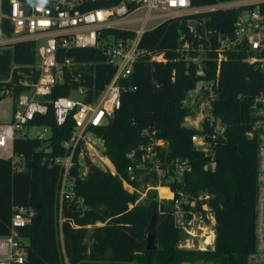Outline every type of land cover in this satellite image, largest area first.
Wrapping results in <instances>:
<instances>
[{
  "label": "trees",
  "instance_id": "obj_1",
  "mask_svg": "<svg viewBox=\"0 0 264 264\" xmlns=\"http://www.w3.org/2000/svg\"><path fill=\"white\" fill-rule=\"evenodd\" d=\"M228 1L232 0H190L193 7ZM240 11L184 15L144 35L141 46L164 54L168 61H139L133 75L124 81L135 89L122 94L120 109L107 126L96 130L105 140L106 154L117 173L136 192H128L120 177L93 167L86 178H76L74 200L64 201L61 206L63 171L51 159L65 154L62 144L72 136V119L57 126L50 108L47 115H39L29 124L30 128H49L52 136L48 140L42 142L29 135L15 138L13 152L21 158L16 165L22 170L15 168L12 160L0 159V237L11 235L17 206L32 208L35 217L31 225L16 230L17 237L31 249L28 264H61L64 258L69 264H248L256 248L260 144L257 134L253 139L249 137L254 125L251 107L255 97L264 91V69L261 63L244 61L243 54L232 55L218 66L216 53L209 52L203 79L215 80L212 114L226 126L212 155L192 142L194 135L203 132L184 125L198 111L184 106L196 83V66L188 65L177 52L182 37L194 48L207 47L209 40L214 48L219 33H232ZM3 26L2 36L9 37V23ZM37 46L34 41H22L0 47V102L6 96L13 98V112L19 96L28 90L24 81L36 82L39 77ZM67 56L79 64L74 74H81L83 79L75 83L68 77L54 89L51 98L67 97L71 88L80 85L102 93L115 73L108 59L95 49H76ZM201 125L209 130L206 123ZM155 138L168 143L167 149L159 150L158 165L164 170L161 179L154 164L141 160V147ZM131 152H137L134 159L129 158ZM175 160L185 162L191 169L181 180L174 176L171 163ZM130 166L132 173H128ZM159 184L170 187L175 195L173 201L161 202L157 191L148 189ZM180 192L188 201L210 197L208 205L215 217L213 248H180L184 233L177 222L176 202L189 210ZM161 194L163 200L171 197L165 188H161ZM203 204L204 200H198V209ZM154 210L156 249L149 251L147 230ZM186 217L191 218L188 214Z\"/></svg>",
  "mask_w": 264,
  "mask_h": 264
},
{
  "label": "built area",
  "instance_id": "obj_2",
  "mask_svg": "<svg viewBox=\"0 0 264 264\" xmlns=\"http://www.w3.org/2000/svg\"><path fill=\"white\" fill-rule=\"evenodd\" d=\"M241 9L231 34L219 33L214 40V48L209 40V45L192 47L184 37L180 39L177 52L188 65L196 66V83L189 91L184 101V106L197 108L195 120L197 129L201 132L192 137L196 148L214 154L216 141L226 132V126L214 118L212 102L216 99L215 80H205L204 65L208 62L209 52L217 55V64L228 60L232 55H246L244 61L255 64L261 63L264 69V0H232L211 6L193 7L190 0H37L34 3L20 0H0V47L12 45L22 41H34L38 45L36 69L39 73L37 81H24L28 90L19 96L12 114V120L7 124H0V159L12 160L15 168L22 170L21 158L13 152V143L16 137H26L30 122L39 115H47L52 108L57 126H62L68 119L74 122L72 136L63 142L65 150L63 156L51 159V163L61 168L59 201H71L75 198V180L77 177L86 178L91 168L97 167L114 176H119L113 163L107 156L105 140L96 133L97 129L107 126L109 120L121 107L122 94L134 90L129 84H124L134 73L135 65L141 60L147 62L168 61L164 54H156L141 46L144 35L154 30L166 21L178 17L208 14L214 11H227ZM145 11L144 15L137 14ZM8 22L11 35L3 37V25ZM149 23L153 26L148 28ZM191 31L194 27L191 26ZM211 34L212 32H208ZM209 36V35H208ZM76 49H95L100 51L110 64L115 68L109 84L104 91L96 94L94 88L76 86L71 88L69 96L51 98L54 89L64 84L67 78L80 82L81 74H74L79 67L67 53ZM194 53L195 55H192ZM62 60V61H60ZM85 65V64H84ZM90 65V64H89ZM91 66V65H90ZM219 72V69H218ZM91 97V98H90ZM251 114L254 125L249 137L259 136L258 167H257V198L255 236L256 248L248 257V264H264V91L253 100ZM206 123L208 131L202 127ZM40 133L32 138L44 142L50 138L49 128H41ZM167 149L168 143L164 140L152 139L147 146H142L143 162L154 164L158 177L164 175L159 163V150ZM137 152H131L129 158L134 159ZM174 176L181 180L184 174L191 169L185 162L175 160L171 163ZM143 166V165H141ZM211 168L214 167L211 163ZM132 173V167H128ZM123 182L124 188L136 192L127 181ZM160 188H165L174 193L169 186L150 187L157 191L158 200ZM189 210L180 207L176 216L182 231L188 234L192 241L180 243V248H195L198 241V231L206 229L201 225L204 218H211L215 222L213 211L208 202L209 196H200L192 201L186 200L184 193H179ZM204 200L202 209H198L197 201ZM191 218H187L186 215ZM210 214V216H209ZM35 211L28 207L14 209L11 221L12 232L10 236L0 237V264H28L26 243L17 237L16 230L31 225ZM62 222V219L60 220ZM209 238V237H208ZM208 238H202L205 242ZM205 248L197 242V249L207 250L214 247L215 237ZM61 264H69L64 258Z\"/></svg>",
  "mask_w": 264,
  "mask_h": 264
},
{
  "label": "rangeland",
  "instance_id": "obj_3",
  "mask_svg": "<svg viewBox=\"0 0 264 264\" xmlns=\"http://www.w3.org/2000/svg\"><path fill=\"white\" fill-rule=\"evenodd\" d=\"M145 11H142L140 13H138L137 15L138 16H141V15H144ZM153 26V23H149L148 25V28ZM40 64V63H39ZM38 64V65H39ZM13 106H14V101H13V98H11L10 96H6L1 102H0V124H7V123H10L11 120H12V114H13ZM184 125L186 127H189V128H196L197 126V123L195 122V120H185L184 122ZM29 133V136H35V135H38L40 133H43L46 135V133H44V130L41 129V128H32L28 131ZM142 191V190H141ZM145 196H146V191L142 193V196H141V201L143 199H145ZM159 201H162L159 199ZM164 201V200H163ZM210 216V214H209ZM178 221H179V217L177 218ZM206 230L205 231H198L197 235H198V238L197 240L199 242H202L204 241L203 239L204 238H212L213 235L215 237V222L211 219V218H204V222L201 224ZM184 233V237H183V242H187V241H192L193 238H191L188 234H186L185 232ZM203 238V239H202ZM198 241H195L194 242V246L193 247H197V242ZM213 244V242H212ZM212 248V246L210 247Z\"/></svg>",
  "mask_w": 264,
  "mask_h": 264
},
{
  "label": "water",
  "instance_id": "obj_4",
  "mask_svg": "<svg viewBox=\"0 0 264 264\" xmlns=\"http://www.w3.org/2000/svg\"><path fill=\"white\" fill-rule=\"evenodd\" d=\"M156 212L155 210L153 211V215H152V219H151V223L150 226L147 230V250L151 251V250H155L156 246H155V223H156ZM204 243L200 242V246L203 247ZM205 248V247H203ZM27 261L30 262L31 261V249L27 250Z\"/></svg>",
  "mask_w": 264,
  "mask_h": 264
},
{
  "label": "bare ground",
  "instance_id": "obj_5",
  "mask_svg": "<svg viewBox=\"0 0 264 264\" xmlns=\"http://www.w3.org/2000/svg\"><path fill=\"white\" fill-rule=\"evenodd\" d=\"M159 192H160V193H159V197H161V198H162V194H161V188H160V191H159ZM211 242H212V240H211V238L209 237V238L207 239V241L203 242V243H204L203 247H205V246H206V244H207V245H210V244H211Z\"/></svg>",
  "mask_w": 264,
  "mask_h": 264
},
{
  "label": "crops",
  "instance_id": "obj_6",
  "mask_svg": "<svg viewBox=\"0 0 264 264\" xmlns=\"http://www.w3.org/2000/svg\"><path fill=\"white\" fill-rule=\"evenodd\" d=\"M101 226V225H100Z\"/></svg>",
  "mask_w": 264,
  "mask_h": 264
}]
</instances>
